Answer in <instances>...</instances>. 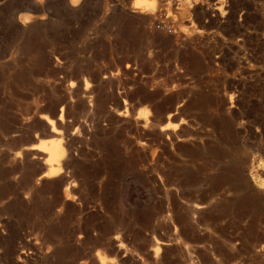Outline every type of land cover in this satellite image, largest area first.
I'll return each mask as SVG.
<instances>
[{"label":"rangeland","instance_id":"374dc122","mask_svg":"<svg viewBox=\"0 0 264 264\" xmlns=\"http://www.w3.org/2000/svg\"><path fill=\"white\" fill-rule=\"evenodd\" d=\"M103 261L264 264V0H0V264Z\"/></svg>","mask_w":264,"mask_h":264},{"label":"bare ground","instance_id":"6f19581e","mask_svg":"<svg viewBox=\"0 0 264 264\" xmlns=\"http://www.w3.org/2000/svg\"><path fill=\"white\" fill-rule=\"evenodd\" d=\"M53 132L56 133V131H53ZM57 142H58V140H57ZM40 149L44 150V151L47 150V153H48L47 157H46V160H45L47 162L48 166H47V169L44 172V174L45 175H52V174H55L58 171H60L61 164H62L61 160H62V157H63V150H62L60 144L59 143H57V144H53L52 143V145L50 147L49 146L47 147L46 144H45V145H41ZM102 263L105 264L104 261Z\"/></svg>","mask_w":264,"mask_h":264},{"label":"built area","instance_id":"2783aa9c","mask_svg":"<svg viewBox=\"0 0 264 264\" xmlns=\"http://www.w3.org/2000/svg\"><path fill=\"white\" fill-rule=\"evenodd\" d=\"M154 26L158 29H161L163 31H167V32H170L173 30V27L170 23H167V22H164V21H156L154 23Z\"/></svg>","mask_w":264,"mask_h":264}]
</instances>
